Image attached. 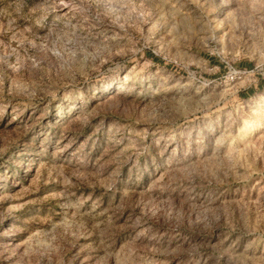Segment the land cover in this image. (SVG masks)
Masks as SVG:
<instances>
[{
	"label": "rangeland",
	"instance_id": "rangeland-1",
	"mask_svg": "<svg viewBox=\"0 0 264 264\" xmlns=\"http://www.w3.org/2000/svg\"><path fill=\"white\" fill-rule=\"evenodd\" d=\"M0 264H264V0H0Z\"/></svg>",
	"mask_w": 264,
	"mask_h": 264
},
{
	"label": "trees",
	"instance_id": "trees-1",
	"mask_svg": "<svg viewBox=\"0 0 264 264\" xmlns=\"http://www.w3.org/2000/svg\"><path fill=\"white\" fill-rule=\"evenodd\" d=\"M148 56H152V57L156 58V56H154V54L152 52H149ZM250 92H251V89L248 90V93H250Z\"/></svg>",
	"mask_w": 264,
	"mask_h": 264
}]
</instances>
